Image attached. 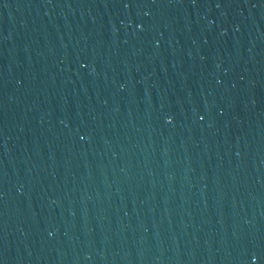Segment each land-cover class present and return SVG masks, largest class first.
Wrapping results in <instances>:
<instances>
[{"label":"water","instance_id":"water-1","mask_svg":"<svg viewBox=\"0 0 264 264\" xmlns=\"http://www.w3.org/2000/svg\"><path fill=\"white\" fill-rule=\"evenodd\" d=\"M0 264H264V0H0Z\"/></svg>","mask_w":264,"mask_h":264},{"label":"snow or ice","instance_id":"snow-or-ice-1","mask_svg":"<svg viewBox=\"0 0 264 264\" xmlns=\"http://www.w3.org/2000/svg\"><path fill=\"white\" fill-rule=\"evenodd\" d=\"M201 119H203V117H201Z\"/></svg>","mask_w":264,"mask_h":264}]
</instances>
